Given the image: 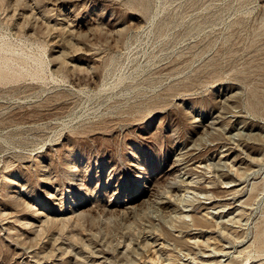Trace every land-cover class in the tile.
Returning <instances> with one entry per match:
<instances>
[{
  "label": "rangeland",
  "instance_id": "rangeland-1",
  "mask_svg": "<svg viewBox=\"0 0 264 264\" xmlns=\"http://www.w3.org/2000/svg\"><path fill=\"white\" fill-rule=\"evenodd\" d=\"M0 264H264V0H0Z\"/></svg>",
  "mask_w": 264,
  "mask_h": 264
},
{
  "label": "bare ground",
  "instance_id": "bare-ground-1",
  "mask_svg": "<svg viewBox=\"0 0 264 264\" xmlns=\"http://www.w3.org/2000/svg\"><path fill=\"white\" fill-rule=\"evenodd\" d=\"M228 191V190H227Z\"/></svg>",
  "mask_w": 264,
  "mask_h": 264
}]
</instances>
